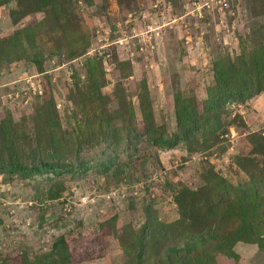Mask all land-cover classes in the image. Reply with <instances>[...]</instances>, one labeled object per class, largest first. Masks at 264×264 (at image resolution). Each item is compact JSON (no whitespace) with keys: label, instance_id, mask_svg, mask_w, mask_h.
Listing matches in <instances>:
<instances>
[{"label":"rangeland","instance_id":"1","mask_svg":"<svg viewBox=\"0 0 264 264\" xmlns=\"http://www.w3.org/2000/svg\"><path fill=\"white\" fill-rule=\"evenodd\" d=\"M218 1L0 0V164L64 166L0 171V264H264V0Z\"/></svg>","mask_w":264,"mask_h":264},{"label":"trees","instance_id":"2","mask_svg":"<svg viewBox=\"0 0 264 264\" xmlns=\"http://www.w3.org/2000/svg\"><path fill=\"white\" fill-rule=\"evenodd\" d=\"M0 40V57L3 55H8L10 52H12L11 49H4V44L5 42H2ZM4 58V57H3ZM6 60V59H4ZM1 61V60H0ZM256 68H259V64L256 65ZM263 71V77H264V67L262 69ZM248 75V74H246ZM245 75V76H246ZM227 80V77H226ZM246 84L240 90L236 89L235 86L230 85L229 87L226 86L224 92L221 94V98L215 102V104H218L220 101H225L231 98H234L236 96L242 98L244 93H247L248 90H246L249 87H256L255 82L253 79H247L245 80ZM228 85V83H227ZM180 125L182 126V129L180 128V134L187 136L188 134H193L197 131V126H188L187 124L182 122V119H179ZM216 134V133H215ZM183 137L180 136H175L172 137L171 139H162L161 142L164 144H167L169 146H172L176 141L182 139ZM64 167L61 163H58L56 161H41L40 164H34L29 166H25L21 163H15V162H5L0 164V171L4 173H8L9 175L13 174H19L20 178L22 179H29L38 175H44V174H53V175H59L61 168ZM69 172V171H67ZM72 172V171H70ZM254 177L251 178L250 182L241 187L240 190L235 188L234 186L230 187V190L227 192H221L219 196V199L221 203L219 206L227 210L228 212L234 213L237 210L240 209L238 203L241 201H256L255 199H258L259 192H258V187L254 186V183L256 180H253ZM217 196V197H218ZM54 198H59L58 194L54 195ZM214 205V203L212 204ZM217 205V204H215ZM214 213V210L210 211L207 215V217H211L212 214ZM213 227H216L219 229V226L215 225ZM214 231L212 228H210L207 232L202 233V231L197 235L198 238H200V245L205 246L207 245L211 240H214L216 237L213 235ZM196 241L193 243L192 241L190 242V246L188 248H195L196 246ZM198 246V245H197ZM53 254L56 258V264H69L70 263V256L67 250L66 242L64 236H61L58 238V240L54 243L53 245Z\"/></svg>","mask_w":264,"mask_h":264},{"label":"built area","instance_id":"3","mask_svg":"<svg viewBox=\"0 0 264 264\" xmlns=\"http://www.w3.org/2000/svg\"><path fill=\"white\" fill-rule=\"evenodd\" d=\"M228 2L227 0H219L218 5L220 6V9H223L224 7H228Z\"/></svg>","mask_w":264,"mask_h":264}]
</instances>
